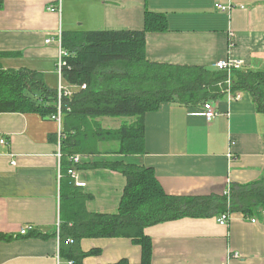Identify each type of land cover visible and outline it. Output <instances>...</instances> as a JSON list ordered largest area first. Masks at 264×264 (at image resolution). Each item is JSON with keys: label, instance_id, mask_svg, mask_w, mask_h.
I'll use <instances>...</instances> for the list:
<instances>
[{"label": "crops", "instance_id": "obj_1", "mask_svg": "<svg viewBox=\"0 0 264 264\" xmlns=\"http://www.w3.org/2000/svg\"><path fill=\"white\" fill-rule=\"evenodd\" d=\"M56 1L3 0L0 53L9 55L0 57L2 67L39 71L52 88L67 85L56 69L55 39L62 31L141 30L148 10L165 14L168 29L147 32V60L214 66L231 59L241 61L244 69L264 70V0H60L58 13L48 11ZM215 3L232 8L222 11ZM213 107L216 116L207 120L202 106L162 103L142 117L144 153H112L117 142H102L100 153L80 154V164L121 160L150 167L169 195H221L230 183L259 179L264 172V114L255 111L245 92L230 102L223 97ZM133 120L97 119L105 129ZM61 130L51 116L0 112V139H5L0 143V233L12 237L0 240V264H68L53 234L60 216L56 154ZM75 170L85 182L81 190L90 196L86 210L115 212L125 177L106 167ZM25 225L46 236L18 235ZM144 233L151 241V264H264V212L247 218L232 212L227 225L218 224L216 216L183 217L146 227ZM79 248L99 251L85 256L83 264L121 259L138 264L141 259V247L125 237L83 238Z\"/></svg>", "mask_w": 264, "mask_h": 264}, {"label": "trees", "instance_id": "obj_2", "mask_svg": "<svg viewBox=\"0 0 264 264\" xmlns=\"http://www.w3.org/2000/svg\"><path fill=\"white\" fill-rule=\"evenodd\" d=\"M3 0H0V8ZM168 29L165 14L145 10L141 30H80L61 32V46L70 56L62 66V79L73 86L61 98L59 253L70 264L98 250L81 251L83 238H130L141 247L138 264H151L152 246L146 227L183 217H218L240 212L257 217L264 212V172L255 181L230 183L228 193L169 195L157 181L154 170L119 161L73 165L71 156L100 153L99 144L115 141L112 153H144L142 117L162 103L200 107L225 97V91L248 93L255 111L264 114V70H225L206 65L151 62L145 56L147 32ZM9 53H0V57ZM85 85V88H81ZM57 111V89L49 87L43 73L28 68H4L0 64V112H37L51 116ZM100 117L134 118L116 129H105ZM106 167L126 180L115 212H90V196L75 186L71 168ZM226 191V190H225ZM27 235L45 237L37 231ZM12 237L0 233V240ZM108 264H130L121 259Z\"/></svg>", "mask_w": 264, "mask_h": 264}, {"label": "built area", "instance_id": "obj_3", "mask_svg": "<svg viewBox=\"0 0 264 264\" xmlns=\"http://www.w3.org/2000/svg\"><path fill=\"white\" fill-rule=\"evenodd\" d=\"M60 3H61L60 0H57L56 3L48 5L47 6V10L51 11V12L58 13L59 10H60ZM215 7L217 9L222 10V11H225V10H230L231 5L230 4L221 5V4L215 3ZM51 41H52V39H50V38L45 40L46 43H49ZM66 57H67V53L65 51H63V50H59L58 58H57V62H56V69H57V73H58L59 77L62 76V66L65 65ZM240 63L241 62L237 61V60L225 59V60H219V61L215 62L214 66L216 68H218V69H223V70L228 71V73H230V71L233 68H238L240 66ZM227 82H229V77H228V81ZM82 88H85V85H82ZM56 89H57V111H56L55 114L51 115V118H55L58 121V123H59L60 116L62 115L61 114V98L62 97H66L69 94V92L60 83L58 84ZM226 92H227L226 94H227L228 101H233V100L239 98V94L236 93V92L233 93V92L229 91V89H227ZM202 109H203V112L201 114L204 115V117L207 120H211V119H213L216 116V112H215V109H214L212 103L205 102L202 105ZM60 140H61V133L58 134V143H57V147L58 148H57V154H56L59 159L61 158ZM4 142H5V139H0V143H4ZM228 156H230V155L228 154ZM70 159L72 160L73 165H78L81 162V158H80L79 155L78 156L77 155H73V156L70 157ZM12 164H14V161H12ZM68 173L73 178L75 186H78V187H83L84 186V182L79 181L76 178V170H75V168H71L68 171ZM226 193H228V187L226 188ZM229 218H230L229 217V212H225V213L220 214L217 217V222L220 225H227V223L229 221ZM250 220L252 222L255 221L254 218H251ZM32 230H33L32 225H25V226H23L20 229L18 235L25 236ZM56 233H58V226H57ZM234 256H237L236 253H235ZM70 263L71 262H68V264H70Z\"/></svg>", "mask_w": 264, "mask_h": 264}, {"label": "bare ground", "instance_id": "obj_4", "mask_svg": "<svg viewBox=\"0 0 264 264\" xmlns=\"http://www.w3.org/2000/svg\"><path fill=\"white\" fill-rule=\"evenodd\" d=\"M228 5V4H227ZM231 8H232V6H231ZM231 8H230V10H231ZM227 11H229V10H227ZM56 41H57V43H58V45H59V50H63V51H65L66 53H67V57L68 56H70V54L65 50V49H63L62 48V46H61V40H60V35H58L57 36V39H55ZM59 50H58V53H59ZM223 60H225V59H223ZM219 61V60H218ZM237 61H239V60H237ZM217 62V61H216ZM241 62V61H240ZM215 64V63H214ZM215 67V66H214ZM216 68V67H215ZM238 68H242V62L240 63V66L238 67ZM238 68H233V69H238ZM218 69V68H217ZM221 70H223V69H221ZM226 71V70H225ZM231 72V71H230ZM227 73H228V71H227ZM62 77V76H61ZM228 77H229V80H230V73H228ZM227 77V78H228ZM68 92H69V94L67 95V96H70L71 94H72V91H71V89H70V87L69 86H67V85H63V84H61ZM81 88H82V86H81ZM229 89V88H228ZM227 91V90H226ZM225 91V97L227 98V92ZM230 91V90H229ZM238 94H239V98H240V92H237ZM238 98V99H239ZM228 100V99H227ZM235 100H237V99H235ZM234 101V100H233ZM210 102V101H209ZM230 102V101H229ZM210 103H212V105H213V102H210ZM52 119H54L57 123H58V121L55 119V118H52ZM62 122V115L60 116V121H59V125L60 124H62L61 123ZM61 132V131H60ZM77 156L79 155V154H76ZM80 156V158H82L81 157V155H79ZM84 186H85V182H84ZM224 193L225 194H227L226 193V191H224ZM229 217H230V214H229Z\"/></svg>", "mask_w": 264, "mask_h": 264}]
</instances>
